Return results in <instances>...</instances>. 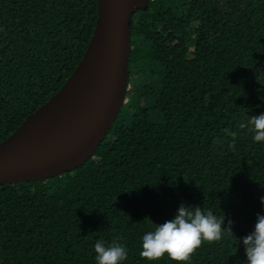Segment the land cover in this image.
I'll return each instance as SVG.
<instances>
[{
	"label": "trees",
	"instance_id": "obj_1",
	"mask_svg": "<svg viewBox=\"0 0 264 264\" xmlns=\"http://www.w3.org/2000/svg\"><path fill=\"white\" fill-rule=\"evenodd\" d=\"M96 17V0H0V142L63 86ZM130 30L131 101L96 151L58 176L0 185V264H97L98 240L126 247L122 264H152L142 238L181 204L232 221L190 264H247L264 142L239 124L264 114V0H149Z\"/></svg>",
	"mask_w": 264,
	"mask_h": 264
},
{
	"label": "water",
	"instance_id": "obj_2",
	"mask_svg": "<svg viewBox=\"0 0 264 264\" xmlns=\"http://www.w3.org/2000/svg\"><path fill=\"white\" fill-rule=\"evenodd\" d=\"M148 1L96 0L95 26L77 67L49 101L0 142V185L58 176L96 151L125 100L130 22ZM57 94L63 99L53 106Z\"/></svg>",
	"mask_w": 264,
	"mask_h": 264
},
{
	"label": "clouds",
	"instance_id": "obj_3",
	"mask_svg": "<svg viewBox=\"0 0 264 264\" xmlns=\"http://www.w3.org/2000/svg\"><path fill=\"white\" fill-rule=\"evenodd\" d=\"M239 127L249 128L256 142H264V114L249 117ZM260 202L264 205V197ZM224 220V216L217 218L211 210L205 213L200 207L181 204L174 219L155 224L154 230L143 236L140 256L152 264L165 256L175 264H190L205 243L213 244L225 235H233L232 221L225 228ZM243 246L247 264H264V215H258L254 231L243 238ZM94 251L97 264H122L127 259V249L120 243L106 246L98 240Z\"/></svg>",
	"mask_w": 264,
	"mask_h": 264
},
{
	"label": "rangeland",
	"instance_id": "obj_4",
	"mask_svg": "<svg viewBox=\"0 0 264 264\" xmlns=\"http://www.w3.org/2000/svg\"><path fill=\"white\" fill-rule=\"evenodd\" d=\"M129 86V85H128ZM130 98H126L125 100H124V102H123V104H129L130 103ZM152 102V99L150 98V97H144V98H142L141 100H140V102H139V104L140 105H145V106H150V103ZM122 104V105H123ZM151 117V116H150ZM152 118V117H151Z\"/></svg>",
	"mask_w": 264,
	"mask_h": 264
},
{
	"label": "bare ground",
	"instance_id": "obj_5",
	"mask_svg": "<svg viewBox=\"0 0 264 264\" xmlns=\"http://www.w3.org/2000/svg\"><path fill=\"white\" fill-rule=\"evenodd\" d=\"M70 88V84L66 85L65 88H64V91L65 90H68ZM62 99H63V95L62 94H57L54 99L52 100L51 104L53 106H58L61 104L62 102Z\"/></svg>",
	"mask_w": 264,
	"mask_h": 264
}]
</instances>
